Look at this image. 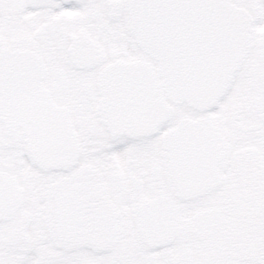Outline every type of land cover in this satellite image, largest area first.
<instances>
[{
	"label": "snow or ice",
	"instance_id": "snow-or-ice-1",
	"mask_svg": "<svg viewBox=\"0 0 264 264\" xmlns=\"http://www.w3.org/2000/svg\"><path fill=\"white\" fill-rule=\"evenodd\" d=\"M0 264H264V0H0Z\"/></svg>",
	"mask_w": 264,
	"mask_h": 264
}]
</instances>
